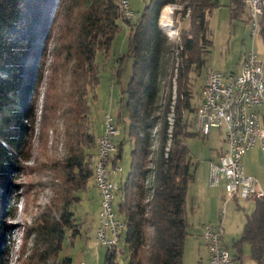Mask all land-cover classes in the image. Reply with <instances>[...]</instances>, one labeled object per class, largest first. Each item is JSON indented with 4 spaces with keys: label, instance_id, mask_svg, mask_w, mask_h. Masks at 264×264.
<instances>
[{
    "label": "trees",
    "instance_id": "1",
    "mask_svg": "<svg viewBox=\"0 0 264 264\" xmlns=\"http://www.w3.org/2000/svg\"><path fill=\"white\" fill-rule=\"evenodd\" d=\"M177 2L179 7L171 19L175 22L184 18L186 25L179 26L173 55L157 18L167 3ZM217 2L146 0L137 13L126 16L117 0L87 1L80 12L78 31L72 45L69 44L84 74V84L71 104L75 125L69 151L58 160L61 176L57 182L63 195L54 211L38 212L30 223L24 224L25 236L33 244V264H70L71 257L58 252L64 241L71 245L81 233L85 216L79 211L75 213L71 206L81 201L80 194L88 189L87 180L91 177V184L93 180L96 135L90 130L85 91L88 89L94 97L92 88L99 74L94 55H108L112 38L121 25L127 28L126 45L112 74L118 76L120 60L125 56L130 57V72L125 84L119 86L118 106L110 115L118 128L113 137L115 150L107 154L105 163L108 167L116 165L124 144L128 145V160L125 173L117 176L112 197V210L120 218L117 241L102 245L100 264H185L180 258L187 226L184 192L194 176L197 161L187 155L183 136L197 133L187 126L193 121L198 103L190 101L188 73L198 74L205 63L210 42L206 16ZM241 2H226L229 20L246 21ZM58 4L57 0H0V264L10 260L13 223L9 218L19 196L14 179L26 167L23 159L28 156L33 129L31 103ZM258 33L264 46V28H259ZM164 75L168 82L157 103V84ZM251 206V211L243 215L238 237L229 246L234 250L231 256L239 261L240 243L245 241L249 258L259 264L264 251V193L253 197ZM148 227L152 228L150 243ZM146 244L148 252L144 256Z\"/></svg>",
    "mask_w": 264,
    "mask_h": 264
},
{
    "label": "rangeland",
    "instance_id": "2",
    "mask_svg": "<svg viewBox=\"0 0 264 264\" xmlns=\"http://www.w3.org/2000/svg\"><path fill=\"white\" fill-rule=\"evenodd\" d=\"M57 8L53 12V22L51 23V31L46 39V48L43 53V62L41 64V75L37 81L34 99L31 103L33 108V116L31 122L33 129L31 130V138L28 146V156L23 159L25 168L18 173L14 181L18 183V198L15 200L14 209H12L9 221L12 226V247L9 252L10 260L8 264H33L35 255L32 254L33 244L29 236H25V223H30L38 212L54 211L60 204V198L63 190L57 180L60 179L59 158L69 151V142L72 139V132L75 125L74 109L71 104L75 97L83 91V72L77 66V57L71 53L69 48L78 31V21H80L81 10L87 3L86 0H57ZM129 7L134 13L141 8L146 0H128ZM228 0H218L217 5L212 7L206 16L208 24L207 35L210 42L206 46L208 48L204 65L198 74L189 72V86L192 90L190 101L197 102V93L199 84L202 81V73L208 68L221 70L226 74L235 71L238 67V58L245 52V49L253 48L258 52V59L261 60L260 71L264 75V58L262 57V47L258 42V38L251 36L248 32V24L240 19H228ZM168 7V16L166 17V26L162 28L161 15L165 7ZM159 12V25L166 34L169 46L172 47L173 55L175 49L173 45L177 43V31L179 26H185L184 18L171 19L173 11L179 7L177 3H167ZM161 8V7H160ZM126 25L121 28L113 36L111 47L108 55L104 57L101 52L94 55L98 66L97 83L92 88L94 97L91 98V91L87 89L86 104L88 106L87 118L89 119L90 130L97 135L102 130V113L109 112L113 116L117 109L116 99L118 98L119 86H123L126 82V76L130 72L129 59L125 56L120 60V72L115 77L113 73L117 68V59L124 52L126 45L125 32ZM77 66V67H76ZM118 78V82L116 81ZM168 76L164 75L157 84L158 94L156 102L161 98L162 92L165 91L168 82ZM174 78H170L169 88L171 97H173ZM79 92V93H78ZM84 101V102H85ZM84 104V103H83ZM257 112L264 118V101L257 108ZM189 116V114H187ZM117 125V124H116ZM118 128V126H116ZM155 128V127H154ZM210 128V127H209ZM187 129L192 130L191 125ZM201 135L188 134L183 136V142L187 146V155L195 164L194 176L192 177L195 187L199 185L201 199L196 209V216L201 214V220L208 222L221 223L224 244L229 250L232 248L229 243L238 237V230L242 224L243 215L251 209L252 198L234 200H224L223 196L218 193L214 197L212 192L215 187L221 185H208L205 176L207 174L206 163L210 156H214V149H218L224 145L221 140L222 133L218 128L211 127L208 134ZM258 146L254 145L244 151L241 157V165L246 172L254 170L256 167L260 169L257 174L264 181V156L258 151ZM128 145L124 144L123 152L120 160L117 162L120 172L125 173L127 164ZM111 180L116 181L115 173L110 175ZM91 177L87 180L88 189L80 194L81 201L77 205H72L75 213H81L85 216V220L81 223V233L73 238L70 245L67 241L62 243L58 254H68L71 257L70 264H100L102 260V249L96 239H94L95 224L97 220L96 208L97 189L90 183ZM27 185V186H26ZM187 187H190V183ZM264 190V187H261ZM222 189V188H221ZM204 192L210 193V201L204 198ZM216 194V193H215ZM224 194V193H223ZM89 198H85V197ZM209 197V198H210ZM214 197V198H213ZM203 215V216H202ZM205 215V216H204ZM204 218V219H203ZM152 228L148 227L149 243L151 242ZM194 231L188 229L184 235L182 244L181 261L185 264H206L203 259V248L201 238L193 235ZM24 236V237H23ZM204 246V245H203ZM241 260L242 264H256L255 259L249 258V248L245 241H241ZM147 244L143 248V255H147Z\"/></svg>",
    "mask_w": 264,
    "mask_h": 264
},
{
    "label": "built area",
    "instance_id": "3",
    "mask_svg": "<svg viewBox=\"0 0 264 264\" xmlns=\"http://www.w3.org/2000/svg\"><path fill=\"white\" fill-rule=\"evenodd\" d=\"M118 7L126 16L134 13L128 8V0H117ZM248 32L259 39L264 58V46L258 29L264 28V0H242ZM253 48L245 49L239 56L238 67L233 72L222 73L215 68H206L199 84L197 105L193 112L192 129L205 136L211 127L222 133L224 148L216 159L206 164L208 185L223 187V201L259 197L264 190L257 186L256 179L246 174L241 167L243 152L254 145L264 155V118L257 107L264 101V75L260 71L261 60ZM168 121L171 116L168 112ZM102 130L94 140L95 153L91 166L92 184L97 189L98 206L94 239L100 245H111L117 241L116 233L120 218L112 210L113 193L117 188L110 175L119 171V166L108 167L106 156L115 150L113 137L116 127L109 112L102 113ZM210 127V128H209ZM222 226L203 223L200 235L206 248L207 264H242L234 259L221 239ZM259 264H264V251Z\"/></svg>",
    "mask_w": 264,
    "mask_h": 264
},
{
    "label": "crops",
    "instance_id": "4",
    "mask_svg": "<svg viewBox=\"0 0 264 264\" xmlns=\"http://www.w3.org/2000/svg\"><path fill=\"white\" fill-rule=\"evenodd\" d=\"M163 28V27H162ZM209 132V131H208ZM208 134V133H207ZM206 134V135H207ZM223 141V140H222ZM224 142V141H223ZM224 146H225V144L222 146V147H220V148H218V149H214V156H210V158L208 159V161L211 159V160H213V159H216L217 158V155L222 151V148H224ZM258 149V148H257ZM259 151V150H258ZM260 153V152H259ZM243 154H244V152H243ZM262 154V153H261ZM262 156H264V155H262ZM207 164V163H206ZM241 167H242V165H241ZM243 168V167H242ZM243 171H244V173H246V174H251V176H253L255 179H256V181H257V186L258 187H264V181L263 180H261L260 178L258 179L257 177H260L259 175H257L259 172H260V169L258 168V167H256L253 171L252 170H250L249 172H246L244 169H243ZM121 174H123V173H121L120 172V170L119 171H117V173H115V177L117 178V176H120ZM207 175V174H206ZM189 183H190V187H187L186 188V190H185V192H184V196H185V204H184V209H185V220H186V222H187V226H186V232H188V229L190 228L191 229V231H194V233H192L193 235H195L197 238H201V235H200V230L202 229V224L205 222V221H208V220H206V219H208V218H206L205 220H201L202 219V217H200L201 216V214H198L197 216H196V209H198V204L200 203V201H201V199H199V197L200 196H202L201 195V191L199 190L200 188H199V185H197V187H195V182H194V180H193V178L191 179V181H189ZM188 183V184H189ZM188 186V185H187ZM218 186V185H217ZM222 188V189H221ZM262 189V188H261ZM213 190H215L216 192H212V194H213V196L214 197H217L218 196V193H219V195L220 196H223L224 194H223V187H215ZM216 193V194H215ZM203 195H204V198H206V199H208L209 201H210V199H211V195H210V193H208V192H204L203 191ZM210 197V198H209ZM213 197V198H214ZM248 198H252V200H253V196H251V197H247V198H245V199H248ZM96 199H97V195H96ZM238 200V199H237ZM237 200H235V201H237ZM97 205H98V199H97ZM251 205H252V203H251ZM251 208H252V206H251ZM250 211H251V209H250ZM249 211V212H250ZM246 213H248V212H246ZM245 213V214H246ZM203 216V215H202ZM205 216V215H204ZM204 219V218H203ZM242 220H243V218H242ZM243 222V221H242ZM209 223H214V222H209ZM216 223V222H215ZM214 223V224H215ZM240 228H241V226H240ZM222 229H223V227H222ZM239 231V230H238ZM186 234V233H185ZM223 234H222V230H221V239H222V243H223V245L224 246H226L225 244H224V240H223ZM201 241H202V239H201ZM203 242V241H202ZM201 242V243H202ZM202 248H203V259H204V261H205V263L207 264V261H206V256H207V251H206V248H204V246H203V244H202ZM229 250V249H228ZM229 252L232 254L233 252H234V250L232 249V250H229ZM251 259V258H250ZM242 262V260H241V255H240V258H239V262ZM257 264V263H256Z\"/></svg>",
    "mask_w": 264,
    "mask_h": 264
},
{
    "label": "bare ground",
    "instance_id": "5",
    "mask_svg": "<svg viewBox=\"0 0 264 264\" xmlns=\"http://www.w3.org/2000/svg\"><path fill=\"white\" fill-rule=\"evenodd\" d=\"M168 12H169V10H168V7L166 6L165 8H164V10H163V12H162V15H161V22L162 23H164L162 26H163V28L166 26V21H165V19H166V17L168 16L167 14H168Z\"/></svg>",
    "mask_w": 264,
    "mask_h": 264
}]
</instances>
